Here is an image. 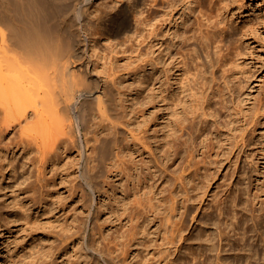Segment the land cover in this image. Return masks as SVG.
<instances>
[{
	"label": "rangeland",
	"instance_id": "obj_1",
	"mask_svg": "<svg viewBox=\"0 0 264 264\" xmlns=\"http://www.w3.org/2000/svg\"><path fill=\"white\" fill-rule=\"evenodd\" d=\"M152 2L93 0V36L70 51L80 88L115 84L128 129L97 184L82 150L115 136L112 113L0 133V264H264L247 199L264 179V0H176L167 24L170 2Z\"/></svg>",
	"mask_w": 264,
	"mask_h": 264
},
{
	"label": "bare ground",
	"instance_id": "obj_2",
	"mask_svg": "<svg viewBox=\"0 0 264 264\" xmlns=\"http://www.w3.org/2000/svg\"><path fill=\"white\" fill-rule=\"evenodd\" d=\"M52 1L0 0V133L2 134L12 128L16 120L21 123L22 118L26 123H31L29 121L30 114L34 119L36 118L48 125L49 128L47 130H54L56 135H65L68 134V129L73 125V117L77 121L86 123L88 112L92 111V109H95L101 115V118L105 117L106 112L112 113L118 120L115 125V136L104 137L100 140V143L95 146L93 155L89 153L87 146H84L82 150L84 165L81 174L84 181L89 186H93L98 181L97 170H100L105 161L111 156L119 155L116 146L118 136L124 131H128V129L121 119L122 114L120 109L116 107L115 98L113 102V97L117 91L115 84L109 83L104 93L99 95L97 94V88L94 90L80 88L83 83L75 80L74 82L72 78L76 69L71 66L70 51L76 46L80 48L83 45L86 46L91 36H93V27L98 23L97 14H94L90 7L91 3L93 4V0H70V3L67 0L66 2L69 4L63 3L62 1L64 0L59 3L60 0H58L60 5ZM71 1H73V4ZM160 2H170L167 18L163 20V24L170 23L174 18V12L179 9L176 8V0H153L150 10H153V12L157 11L158 3ZM71 4L73 8L70 7ZM67 8H72V10H66ZM60 10L61 13L62 10L67 13L64 16L61 15L64 26L61 25L62 22L59 26L49 25L50 23H47L49 17L55 14L58 16L61 14L59 13ZM56 19L58 20L57 17ZM139 21L141 22L142 20ZM64 30H66L65 35H67L69 40L68 47L63 49L60 43ZM80 65L81 67L83 66V64ZM80 70L81 72L78 73H82V69ZM80 70L78 69V71ZM60 88L67 89L66 97L61 96ZM33 96H36V98ZM25 97L26 99L33 97L34 100H32L33 102L30 105H24ZM33 117L31 118L32 120ZM40 132L45 135L46 130L42 128V130L38 131V133ZM130 134L134 135L131 132ZM92 162L93 165H91ZM255 174L257 175V173ZM262 180H260L259 187L256 183L255 186L249 181L252 184L248 188L250 194L248 195L249 198L247 197L251 216L249 218L253 221L254 226L257 223H261L262 220L264 221V179ZM255 187L259 189L256 192L253 191ZM257 201L261 207L256 205ZM256 206L260 208V212L259 209L256 211ZM249 226L251 227L252 224ZM253 228L256 229L255 227ZM262 241L263 247L261 246L262 248L260 249L257 246V249L255 246L256 250L254 249V251L256 253L254 252L253 255L258 254L259 258V255L263 253L261 255L264 261V238ZM254 242L249 245L254 247ZM257 244L259 243L257 242ZM251 246L250 248H252Z\"/></svg>",
	"mask_w": 264,
	"mask_h": 264
}]
</instances>
